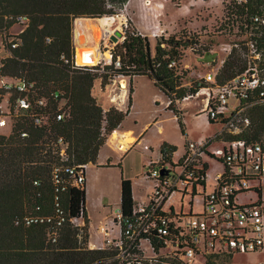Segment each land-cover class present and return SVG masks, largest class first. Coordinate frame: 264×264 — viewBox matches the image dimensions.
Here are the masks:
<instances>
[{"label": "trees", "instance_id": "trees-1", "mask_svg": "<svg viewBox=\"0 0 264 264\" xmlns=\"http://www.w3.org/2000/svg\"><path fill=\"white\" fill-rule=\"evenodd\" d=\"M127 1L0 0V32L19 24V17L27 22L19 33L21 43L9 46L10 54L2 58L0 75L33 81L37 93L46 98L50 107L45 125H34L30 116L22 115L15 118L8 134L0 133V264H113L111 250L88 247L85 184H71L64 167L65 164L96 163L99 148L128 113L133 76L146 75L164 93L169 100L166 108L174 113L184 134L182 113L174 101L195 93L205 84L202 79L190 86L183 82L188 72L182 50L188 44L186 38L159 36L151 48L147 36L126 25L123 38L111 49V63L73 64V20L116 14ZM263 4L264 0L224 1L227 22L236 27L237 32L233 33L243 38L233 42L224 57L215 75L218 83L243 72L249 63L255 64L264 75V25L252 21L253 15L263 13ZM222 25L225 31L232 33L227 23ZM250 43L256 46L257 57L250 52ZM127 44L132 48L129 56L124 52ZM207 50L205 46L200 54ZM116 58L119 66L113 64ZM172 60L175 64L169 65ZM116 76L130 78L127 109L111 105L104 110L92 95L93 84L99 79L104 86ZM56 89L64 91L62 97L67 108V114L59 120L55 118L57 102L50 96ZM244 105H247V116L242 118L246 117L247 125L235 121L240 123L239 131L224 137L215 134L214 140L260 141L264 130V100ZM22 131L25 136H20ZM56 137H62L67 143L64 161L48 145V140ZM175 150L174 144L163 141L160 145L165 159ZM54 167L59 168L64 187L57 199L52 182ZM56 203L64 214L60 225L55 221L30 224L21 221L26 215L54 216ZM133 203L131 182L122 178L119 207L123 214H130ZM79 219L83 224L73 222ZM16 220L19 222L15 223Z\"/></svg>", "mask_w": 264, "mask_h": 264}, {"label": "built area", "instance_id": "built-area-1", "mask_svg": "<svg viewBox=\"0 0 264 264\" xmlns=\"http://www.w3.org/2000/svg\"><path fill=\"white\" fill-rule=\"evenodd\" d=\"M115 17L119 18V14L105 18L114 20ZM18 20V25L22 26L16 33H9L8 30L0 32V52L4 53L0 54V66L2 58L10 54L9 46L15 47L21 43L19 33L26 19L19 17ZM252 21L264 25V4L263 13L253 15ZM126 25L124 23V27ZM115 30L118 29H109L101 24L99 43L104 45L108 42ZM154 35L159 37L162 34ZM249 45L254 46L252 43ZM111 49H107V56H104L105 51L99 49L97 63L101 66L111 63ZM80 53L82 60L90 58L86 50ZM252 53L258 56L256 46ZM223 59L211 71L198 74L207 84L180 100L198 97L199 92L203 91L200 110L208 120H222L224 125L240 120L245 126L248 120L242 118V110L247 105L241 107V104L264 100V75L255 64L249 63L243 72L218 83L215 75ZM63 60L68 62L66 58ZM73 64L89 65L87 62H78L76 51ZM113 64L119 66V59L116 58ZM174 64V60L169 63ZM63 95L62 89H56L50 95L57 102V120L67 114ZM230 98L237 101L235 107L229 106ZM49 110L46 98L37 93L33 81L0 75V128L9 126L11 129L15 118L22 115L30 116L34 125L43 126L47 123ZM25 135V131L20 132V136ZM211 140H186L176 160H173L174 152L170 158L165 159L159 149V156L148 161L144 170V176L151 182L149 196L146 200L133 203L130 214H123L119 206L116 210L110 209L100 229L102 242L95 248L111 250L113 255L110 259L113 264H194L198 261V255H201L204 264H226L235 252L264 251V143L261 140L245 139L213 140L221 143V146L213 147ZM48 142L59 159L66 160L67 143L63 138L56 137ZM143 148L149 146L144 145ZM210 160L216 161L219 168L214 171L210 189L206 190ZM166 163H169L168 167ZM85 166L65 164L64 171L69 175L71 184L80 185L85 182ZM52 182L57 199L59 191L64 188L58 167L52 170ZM180 185L182 190L190 185L192 195L202 196L203 208L200 213L193 212L191 204L187 213L181 209L175 210L170 204L166 206ZM197 187L202 189L201 193L196 192ZM241 195L243 199H240ZM63 219V211L56 203L54 216L26 215L21 221L24 224L55 221L56 225H60ZM76 224L81 225V222Z\"/></svg>", "mask_w": 264, "mask_h": 264}, {"label": "rangeland", "instance_id": "rangeland-1", "mask_svg": "<svg viewBox=\"0 0 264 264\" xmlns=\"http://www.w3.org/2000/svg\"><path fill=\"white\" fill-rule=\"evenodd\" d=\"M224 1L226 0H128L122 8L117 11L119 18L115 17L114 20L105 18L110 15L101 17L104 18V22H101L100 17V19L90 18L87 20L88 24L91 22L95 23V25H83L84 27H81V25H77L78 20L75 22L74 19L72 37L75 50H77V57H79L80 51L87 49L91 50V48H79L81 45L90 46L95 43L101 51H105L104 53L107 56L109 53L107 49L113 48L115 43L120 42L121 39L118 38L115 42L110 39L104 45L101 42L99 43L98 26L100 27L101 24L109 29L116 27V29L122 31L124 35L125 23L129 28L147 36L151 48L154 46L155 38L158 37L154 34H162L161 36L163 37L175 35L179 38H186L188 41V44L182 48L184 55L183 62H185L184 65L188 70L183 82L187 86H190L194 81L201 80L198 74H204L211 71L212 67H217L221 59L228 53L230 45L243 38L242 35L233 33L237 32L236 27L232 26L231 22H227L224 14ZM224 20L225 22H223ZM121 22L122 24L120 25ZM223 23H227V26L231 27L232 33H228L222 28ZM20 27L21 25L13 24L9 27V31L16 33ZM205 46L208 47L207 51L217 52L214 61L200 62V60H198V57L203 55L200 53L203 52ZM99 49H95V55L92 51L91 54L94 63H88L89 65L97 63ZM131 49L130 44L125 46L124 52L127 56L132 53ZM249 49L250 52H252L254 46L249 45ZM0 54H4L3 51H1ZM123 78L126 79L127 88L130 80L127 76H116L106 84L114 88L112 93L116 92V89H118L115 85L111 84L113 80L115 79L117 81V86H119V80ZM97 84L98 81L96 80L93 84L95 92L98 88ZM133 84L137 104L136 110L139 112L138 116L141 118H146L144 111H148L149 109V98H153L154 94L158 95L157 100L159 102L157 104H154V100H152V114L162 119L161 124L168 137L179 142V148L177 147L174 151L173 160H176L182 153V138L186 133L187 138H191L192 136L199 137L198 139H208L219 132V130V134L222 137L239 131V122L231 125H224L222 124V120H217L215 123L209 124L205 114L202 115L199 121L195 120L193 111L201 106V98L204 96V94H200L198 97L174 101L175 106L180 108L182 113L181 121L184 132V134H182L176 119L172 116L173 113L169 110H165L162 105L163 100H165L164 93L154 85L153 81L146 75H136L134 76ZM236 105L237 101L230 98L229 106L235 107ZM241 107H244V104H241ZM242 116H247L246 107L242 110ZM9 132V126L0 128V133L2 134H8ZM150 136L151 134L149 138L152 143V149H144L143 144L135 145L131 151V155L123 159L125 163L123 172L119 167L97 170L92 166L85 167V209L89 218L90 232L93 239L96 235V231L99 229L98 225L101 216L106 211L104 208L116 210L119 206L120 175H123L124 178L135 180V186L138 192L146 191L151 185V182L144 176L146 165H144L142 161L145 159V155H152L155 159L158 149L157 141L161 137V134H158L154 128L152 130V137ZM260 140L264 143V130ZM212 145L213 147H217L221 146V143L214 142ZM166 166L168 167L169 163H166ZM217 168H219L217 162L210 160L208 170L209 178L205 188L206 190L210 189L212 177ZM196 192L201 193L202 189L197 187ZM240 199H243L242 195ZM169 204L172 205L175 210L179 211L181 209L184 213L189 211L190 204L192 205L193 212L200 213L203 208L202 196L199 194L192 195V188L190 185L186 187V190H182V185H180V189L172 195L166 206L168 207ZM73 222H81V224H83L82 219L73 220ZM197 259L198 261H195L194 264H204L201 255H198ZM262 262H264V251L235 252L226 264H261Z\"/></svg>", "mask_w": 264, "mask_h": 264}, {"label": "crops", "instance_id": "crops-1", "mask_svg": "<svg viewBox=\"0 0 264 264\" xmlns=\"http://www.w3.org/2000/svg\"><path fill=\"white\" fill-rule=\"evenodd\" d=\"M90 18H82V17H77L75 18V22H77L78 20V24L77 25H81V27H84L83 25H92L95 23H89L87 22V20ZM27 24V22H26ZM26 24L24 25V27L26 26ZM22 26V25H21ZM23 27V28H24ZM78 27V26H77ZM99 28V26H98ZM8 32L12 33L9 31L8 28ZM80 46V45H79ZM78 48V47H77ZM79 48H91L87 49L86 52L90 53V57H92V51L93 54L95 55V49L98 50L99 47L97 44L93 43L92 45L88 46V45H81V47ZM93 48V50H92ZM77 52V50H75ZM83 51V50H82ZM98 81V88L96 89L95 92V88L94 85L92 87V95L96 98L97 103L104 109L106 110L109 106L114 105L115 107H117L118 109L121 110H125L127 109V96H128V86L126 88V79L123 78L124 84H125V88L123 89L120 85H121V79L119 80V86H117L116 84V80H113V85L116 86L117 91L112 93L114 88L113 87H109L107 85L102 86L100 83V80L97 79ZM131 86H132V92H131V104L128 110V113L126 115V117L122 120V122L120 123V125L115 128L107 137L106 141L104 142L103 145H101V147L99 148L98 151V155H97V159H96V163H88L86 164L85 167L88 166H92L95 168V170L97 169H104V168H116L119 167V169L123 172L124 170V166L125 163L123 162L124 157H128L131 155V151L133 149V147L135 145H148L149 149H152V143L151 140L149 138V135L151 134L150 137H152V130L155 128L156 132L158 134H161V137L159 138V140L157 141V152H156V156L155 158H157L159 155V149H160V145L163 141L168 142L170 144H174L176 146V148H179V142L172 140L171 138L168 137L167 133H165L164 131V127L161 124V118H158L155 114H152V100H154V104H157L159 101L157 100L158 95L154 94L153 98L150 97V105H149V109L148 111H144V113L146 114V118H141L140 116H138L139 112H137L136 110V100H135V89H134V76L131 78ZM112 93V94H111ZM116 97V100H115ZM167 102L168 99L165 96V100H163L162 105L164 107L165 110H169L167 109ZM201 106H199V108L197 110L193 111V116L195 118V120H200L202 118V115L204 114L201 110H200ZM180 109V108H179ZM181 111V110H180ZM172 112V111H171ZM173 113V112H172ZM173 118L176 119V116L174 115V113L172 114ZM177 121V119H176ZM209 124L215 123V122H210L207 119ZM178 124V123H177ZM179 126V125H178ZM180 129V128H179ZM219 132H217L216 134H219ZM215 134L210 137V139H212L211 141L214 140ZM194 138V139H193ZM199 137H192L191 138H187V133L183 135L182 138V146L184 148V144L185 141L190 139V140H198ZM201 138V137H200ZM206 138V137H204ZM214 143V141H213ZM183 150V149H182ZM152 152V151H151ZM174 156V153H173ZM154 159V157H152V155H145V159H143V164L146 165L148 161ZM84 175H85V168H84ZM120 182L121 179L124 178L123 175H120ZM131 182V190H132V198L134 203L135 202H139V201H143L146 200L147 197L149 196L150 192H151V185L149 186V188L144 191V192H138L136 190V181L133 179H129ZM86 183V175H85V182ZM119 199H120V184H119ZM106 209V211L102 214L101 219L99 221V229L96 231V235L94 237V239L91 236V232H90V225L88 226V247L89 248H95L97 244H100L102 242L103 239V234L102 231L100 230L105 222V217H107L109 215V211L110 209L104 208ZM86 210V209H85ZM88 216V215H87Z\"/></svg>", "mask_w": 264, "mask_h": 264}, {"label": "water", "instance_id": "water-1", "mask_svg": "<svg viewBox=\"0 0 264 264\" xmlns=\"http://www.w3.org/2000/svg\"><path fill=\"white\" fill-rule=\"evenodd\" d=\"M122 32L120 30H115L113 34L110 35V39L115 42L118 38L122 37ZM217 55L216 51L213 52H205L202 56L198 57V60L201 62H211L214 60L215 56Z\"/></svg>", "mask_w": 264, "mask_h": 264}, {"label": "bare ground", "instance_id": "bare-ground-1", "mask_svg": "<svg viewBox=\"0 0 264 264\" xmlns=\"http://www.w3.org/2000/svg\"><path fill=\"white\" fill-rule=\"evenodd\" d=\"M100 19V18H99ZM101 20V22H104V18H101L100 19ZM99 55V54H98ZM106 54H104V56H105ZM97 56V55H96ZM77 60L79 61V62H87V63H90V64H92V63H94V60H93V57H90V58H85V59H81V53L79 52V57H77ZM123 89L125 88V84H124V81H123V79H121V85H120ZM203 93V91H200L199 92V94H202ZM198 94V95H199Z\"/></svg>", "mask_w": 264, "mask_h": 264}]
</instances>
